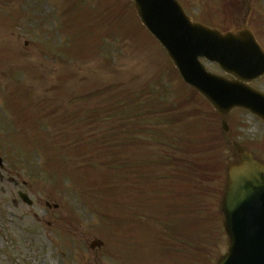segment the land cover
I'll list each match as a JSON object with an SVG mask.
<instances>
[{
    "label": "rangeland",
    "instance_id": "374dc122",
    "mask_svg": "<svg viewBox=\"0 0 264 264\" xmlns=\"http://www.w3.org/2000/svg\"><path fill=\"white\" fill-rule=\"evenodd\" d=\"M25 1L0 0V104L4 108L0 110V158L3 159L10 176L20 174L22 181H28L25 190L30 194L34 205L30 208L26 205L14 208L11 200L17 199V192L22 188L7 182L0 183V189L5 191L4 194L0 191V264H122L126 259L122 249V237L126 234L137 237L139 220L135 211L138 217L143 218L142 226L145 223L146 226H151L155 222L159 230L169 224L166 221L177 218L190 229L194 228L189 221L190 215L187 212L182 214L180 209L172 210L165 194L157 197V207L151 212L152 216L150 215L146 174L135 175L136 180L131 183L134 188L132 191H128L131 187L129 184L114 183L108 194L104 192L103 199L95 197L101 194V191L96 194L93 192L99 190L100 184L106 180V172L101 167L93 170L94 165L89 167L76 162L82 158V153L71 144L68 152L61 149L62 135L50 125L54 124V120H64L65 114L71 116V112L77 111L80 106L88 110L90 116L94 113L93 107L95 111L107 112V106L104 105L107 100L113 103L114 111L117 105L125 104L126 106H122L126 107L122 110L123 113L130 112L127 97L138 92H144L147 96L157 94L161 98V104L165 102L172 108L170 112L166 111L172 122H175L172 117L176 115L185 116L187 122L184 124H191L196 120L192 118L193 112H196L199 121L208 122L213 135H219V120L211 115L203 101L193 97L189 90L182 87L172 67L168 66L159 45L149 39L134 21L135 18L130 17L133 11L128 4H119L117 0H81L87 6L84 8L82 5L83 8L80 6L78 10H83L81 18L88 23H82L80 30H73L68 28V19L60 12L64 9V14L71 16L72 22L76 1L80 0H70L72 7L69 11L63 7L65 0ZM183 1L185 4L187 2L189 11L198 18L208 19L211 15L210 21L218 25H228L231 21L226 19L227 15L222 10L223 0H205L212 10L209 13L205 12V5L198 3L197 7L194 0ZM124 4L129 10L126 13L128 18L125 17L128 22L124 19L122 23V26L125 25V33L122 26L115 21L103 19L105 26H102V19L94 16L95 13L106 17L124 16ZM255 8L257 14L264 13L263 10ZM85 9L91 10L87 12ZM17 11L19 14L15 18L12 13ZM253 17L256 16L252 14L251 19ZM109 23H114L116 27L106 26ZM85 24L89 37L93 34L99 38L107 32L114 35L106 34L108 37L104 40V51L88 54L89 57L83 60L75 58L70 63L66 56L61 55L60 45L65 42L66 37H78ZM83 36H86L84 30ZM88 48L91 53L92 49L89 46ZM209 69L215 70L212 65ZM13 104L20 106L11 107ZM53 113L56 114L54 120L49 118ZM140 113L146 115L149 112L143 110ZM129 117L128 115L123 118L121 113L116 112L107 121L99 118L96 122H91L97 124L81 127L85 137L93 135L98 143H101L102 137L109 136L115 139L114 150L116 146H123L125 154L118 155L117 161L121 159L126 162L127 158L133 157V153L137 158L142 154L161 155L165 152L166 148L153 144L156 141H145L134 147L132 153L131 136L126 135L129 130L133 131L131 126L135 123L144 121L156 126L165 117H143L139 120L132 119L133 121H129ZM134 130L135 137L147 140L141 137V128ZM191 130L188 129L187 132ZM144 131L150 134L159 130L150 126ZM167 134L158 133L159 136ZM92 141V138H87L85 144L89 145ZM217 145L218 154H197L192 157V161L203 163L206 158H213L226 162L230 158L229 152ZM148 146L151 147L148 149ZM60 152L75 161L73 166L78 168L73 170L61 167L59 162L63 159L57 156ZM104 160L109 161V158ZM135 164L138 169L137 161ZM119 165L122 169L125 168V165ZM149 168L155 169L153 164ZM112 169L115 170V167ZM40 170L54 174L56 184L53 185L54 182L44 177L42 172L40 174ZM156 172L163 176L159 169ZM125 173L128 175V172ZM222 182L224 185V177L220 184ZM220 184L219 181H214L212 186L219 187ZM136 186L143 208L133 196ZM216 196L217 193L211 192L201 213L204 222H198L195 227V233L199 231V237L203 240H206L202 235L205 230L210 235L216 230L214 214H217L219 204L218 200H214ZM47 202L59 205L58 209H46L44 204ZM171 204L175 205L174 202ZM102 209L106 212V219L97 217ZM174 212L176 213L172 216ZM185 225L176 231L178 233L182 229L192 244L196 236L189 229L186 230ZM217 235L219 245L212 250L211 257L223 252L227 246L221 224L218 225ZM94 239L104 240L101 250H89V244ZM216 244L217 240L213 245ZM156 245V239H145L144 243L135 242L130 248L128 263L159 264L161 259L156 255ZM164 252L168 253L167 248Z\"/></svg>",
    "mask_w": 264,
    "mask_h": 264
},
{
    "label": "water",
    "instance_id": "95a60500",
    "mask_svg": "<svg viewBox=\"0 0 264 264\" xmlns=\"http://www.w3.org/2000/svg\"><path fill=\"white\" fill-rule=\"evenodd\" d=\"M132 1L143 24L164 45L187 84L206 96L221 115L240 106L245 97L252 99L250 105L253 101L256 104L259 96L246 84L229 83L205 74L197 63L198 57L203 56L233 74L234 68L241 67L246 60L240 73L248 79L242 78L250 81L261 75L264 53L248 30L220 34L192 24L174 0ZM256 107L261 110L260 104ZM237 148L244 163L230 167L229 189L222 208L231 246L218 264H264V167Z\"/></svg>",
    "mask_w": 264,
    "mask_h": 264
}]
</instances>
